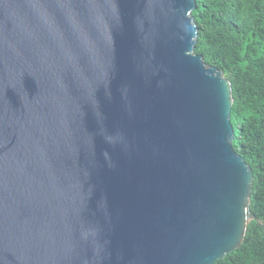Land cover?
I'll return each instance as SVG.
<instances>
[{
  "label": "water",
  "instance_id": "1",
  "mask_svg": "<svg viewBox=\"0 0 264 264\" xmlns=\"http://www.w3.org/2000/svg\"><path fill=\"white\" fill-rule=\"evenodd\" d=\"M195 0H0V264H214L254 176Z\"/></svg>",
  "mask_w": 264,
  "mask_h": 264
},
{
  "label": "trees",
  "instance_id": "2",
  "mask_svg": "<svg viewBox=\"0 0 264 264\" xmlns=\"http://www.w3.org/2000/svg\"><path fill=\"white\" fill-rule=\"evenodd\" d=\"M195 53L224 72L234 99L236 151L251 167L250 209L243 243L214 264H264V0H195Z\"/></svg>",
  "mask_w": 264,
  "mask_h": 264
}]
</instances>
